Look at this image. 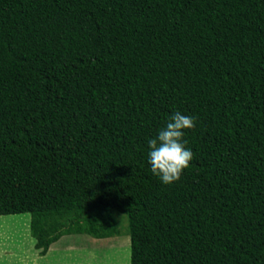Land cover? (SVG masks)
<instances>
[{
	"label": "trees",
	"instance_id": "1",
	"mask_svg": "<svg viewBox=\"0 0 264 264\" xmlns=\"http://www.w3.org/2000/svg\"><path fill=\"white\" fill-rule=\"evenodd\" d=\"M177 111L194 158L164 184ZM112 210L130 264H264V0H0V215L42 255L120 235Z\"/></svg>",
	"mask_w": 264,
	"mask_h": 264
},
{
	"label": "rangeland",
	"instance_id": "2",
	"mask_svg": "<svg viewBox=\"0 0 264 264\" xmlns=\"http://www.w3.org/2000/svg\"><path fill=\"white\" fill-rule=\"evenodd\" d=\"M111 212L119 221L120 235L96 238L89 234L80 233L68 238L70 243L76 241L81 245L80 264H130L128 217L116 210ZM29 217V213L0 215V257L4 255L2 248L5 245L14 248V250L20 248V244L15 240L24 232L28 231L30 238H34L29 228ZM126 245H128V252L121 253V249ZM120 254L125 258L121 257Z\"/></svg>",
	"mask_w": 264,
	"mask_h": 264
},
{
	"label": "clouds",
	"instance_id": "3",
	"mask_svg": "<svg viewBox=\"0 0 264 264\" xmlns=\"http://www.w3.org/2000/svg\"><path fill=\"white\" fill-rule=\"evenodd\" d=\"M196 122V117L177 111L170 117L166 127L159 130L155 138L147 141L151 171L164 184L180 180L183 171L193 160L194 153L186 147L188 141L184 137L185 130L194 129Z\"/></svg>",
	"mask_w": 264,
	"mask_h": 264
},
{
	"label": "crops",
	"instance_id": "4",
	"mask_svg": "<svg viewBox=\"0 0 264 264\" xmlns=\"http://www.w3.org/2000/svg\"><path fill=\"white\" fill-rule=\"evenodd\" d=\"M28 220L30 228V217ZM77 234L80 233L62 235L50 244L45 254L41 255L39 249L35 247V238H30L26 231L15 240L20 244L18 250L8 245L3 246L4 255L0 257V264H80L81 245L79 242L71 241L70 243L68 240Z\"/></svg>",
	"mask_w": 264,
	"mask_h": 264
}]
</instances>
